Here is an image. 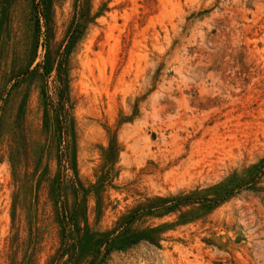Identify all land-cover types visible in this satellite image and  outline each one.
Masks as SVG:
<instances>
[{
    "label": "rangeland",
    "instance_id": "1",
    "mask_svg": "<svg viewBox=\"0 0 264 264\" xmlns=\"http://www.w3.org/2000/svg\"><path fill=\"white\" fill-rule=\"evenodd\" d=\"M263 160L264 0H0V264H72L85 226L178 195L101 264H264Z\"/></svg>",
    "mask_w": 264,
    "mask_h": 264
},
{
    "label": "trees",
    "instance_id": "2",
    "mask_svg": "<svg viewBox=\"0 0 264 264\" xmlns=\"http://www.w3.org/2000/svg\"><path fill=\"white\" fill-rule=\"evenodd\" d=\"M84 14V16H83ZM80 13L78 16L74 18L72 21L68 34L66 43L64 44V47L62 48L63 56L61 58V63L59 65L60 68L57 69V79L60 85L59 95H58V101L56 108V120L58 122V129L61 128L62 123V117L65 114V105L67 103V94H66V79H65V73H64V67H65V61L66 57L74 45L76 39L78 38L79 29L82 26L83 17L86 16V12ZM45 67V66H44ZM61 129H59L60 131ZM63 134V133H62ZM67 134L69 135V126L67 127ZM68 148V151H67ZM65 147V158L67 155V163L69 165V168L72 170L74 176H75V160L73 155V149L72 146ZM262 162V161H261ZM61 161H59V164ZM258 165H253L252 169L256 170ZM261 168H264V160L263 163L260 164ZM261 172V169H257ZM263 170V169H262ZM77 185H79L77 179H76ZM225 183L218 184V187L224 189V195L216 199H202V201L206 202L207 206H211L213 204H216L226 196L230 192V188L226 189ZM198 199H193L190 195H178V196H169L165 198H161L158 200V204L156 205H149L146 207H140L134 210L130 216H128L125 220H120L113 229L105 230V231H92L88 228V226L84 227L83 233L80 237H77L70 243V247H72V255L71 259L73 260L72 264H79L81 258L89 257V260L86 264H101L107 254L111 251L112 248H123L127 245H130L132 243H135L139 240H147L150 242H154L155 240V234L154 232L157 231V228H147L142 230H132L129 228V224L132 222V220L139 214H150L160 211H170L172 208L176 207L180 203L187 202V201H195ZM62 233L65 231V228L62 226ZM65 234V232H64ZM63 234V235H64ZM65 248V249H64ZM69 252V245H67V239L63 238L62 242V250L60 252V255L65 254ZM100 252H103L102 255L99 257Z\"/></svg>",
    "mask_w": 264,
    "mask_h": 264
}]
</instances>
